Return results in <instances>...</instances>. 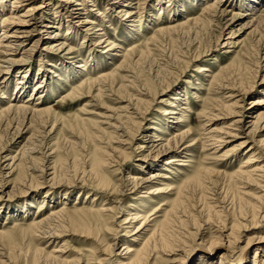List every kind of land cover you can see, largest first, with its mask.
<instances>
[{
	"label": "rangeland",
	"instance_id": "374dc122",
	"mask_svg": "<svg viewBox=\"0 0 264 264\" xmlns=\"http://www.w3.org/2000/svg\"><path fill=\"white\" fill-rule=\"evenodd\" d=\"M62 1L0 0V18L14 22L41 6V22L22 38L25 54L6 64L0 53V112L16 105L0 119V264H203L212 241L232 230L226 264H241L248 242L242 264H256V253L264 257V117L256 121L264 106L253 102L264 93V0L257 8L83 0L72 4H84L76 15ZM50 22L59 24L45 30ZM58 31L60 50L51 39ZM23 76L28 86L14 99ZM43 81L49 89L35 94ZM155 139L179 149L152 157ZM172 157L181 162L163 166ZM248 157L258 173L245 181L236 173ZM135 213L140 219L125 223ZM151 230L180 238V249L133 261L125 248L140 249Z\"/></svg>",
	"mask_w": 264,
	"mask_h": 264
},
{
	"label": "bare ground",
	"instance_id": "6f19581e",
	"mask_svg": "<svg viewBox=\"0 0 264 264\" xmlns=\"http://www.w3.org/2000/svg\"><path fill=\"white\" fill-rule=\"evenodd\" d=\"M34 1L35 0H22V2H25L26 4H29V5H31ZM78 1L84 2L83 0H76V1H74V0H66V1H62V2H65L66 4L72 5L74 3H78ZM105 1H109L111 3V5H112V3H119L120 4V2H122V0H105ZM261 1L262 0H248V3L246 5H248L251 8H257L261 4ZM82 2L80 4H75V6L72 5L73 8H71L72 6H68V8H71V11L73 12L72 14H75V15L76 14H79L83 10V7L82 6H84V4ZM85 2H86V0H85ZM87 2H90L91 6H92V5H95V4L99 3L100 0H87ZM13 3H16V2H13ZM101 5H103L104 9H109V4H101ZM76 6H81V7H76ZM127 7H128V5H127ZM40 9H41V6L31 7V8L29 7V9H27L25 11V13L23 15H21L22 19H18V20H16V22H14L13 17L11 16V14L9 16L4 15V16H2L0 18V20H2V23H1L0 27L2 28V31L3 32L6 31L5 33H2L1 34L2 35L1 36L2 39L0 40V50H1L0 53H1V55L4 56V57L2 56V58L5 60V61H2L3 63L9 64L10 62H12L11 59H8V57L9 56L11 57V55L19 54L21 51H23V52H21L22 53V56H23V54H25L24 45H23V42H22V38L25 36V34L28 33L27 30L29 28H35L41 22L40 19L37 18V14L41 12ZM2 13H4V10H0V15ZM51 21H52V19H51ZM88 22L89 21H84V22H81V23L88 24ZM56 24L58 25L59 23L50 22L47 25L45 24V26H42V27L45 30H48L50 28H54L56 26ZM70 26H71L70 25V22H68V27L66 26V35H69ZM58 29H61V27H59ZM97 30H99V29H97ZM58 33H59V31L56 32V33H54V34H52L51 39L54 40V43L52 45H54V47L57 50H60V49L63 48L64 40L65 39L64 40H58V37L60 36ZM225 45H228V44L226 43ZM223 47H224V45H223ZM6 56H8V57H6ZM221 80H222V78H218L217 84ZM16 84H17V87H16V95H15L14 99H18L19 100L21 98L20 97V93L22 91H24L26 89V87L28 86V81L23 76V77L17 79ZM152 85H153V83L147 85L148 91L149 90H152L151 89L152 88L151 87ZM33 88H34L35 94H38V93H40V90H44V89H47L48 90L49 89V86L43 81V82H38L37 84L33 85ZM262 96H263L262 99H260L257 102L256 101L253 102V104L254 105L257 104L259 106H264V93L262 94ZM140 103H142V102H140ZM14 106H16V105H12V106L10 105V107H7L3 112H0V115H1L0 116V119L2 117V114H9V112L11 110L13 111ZM11 107H13V109H11ZM21 108H22L23 112H25V111L28 110V107L22 106ZM36 112H37V110H36ZM263 113L258 114V116L256 118V121L257 122L259 120H261V118L264 117V114ZM153 135H155V134H153ZM153 137L156 138V136H153ZM158 141H159L158 139L153 140L151 143H154V144H151L150 147H149L150 148V154H151L152 157H157V156H159L161 154H164V153H172V152L176 151L177 149H179L178 148L179 147V142H177L176 140H173L171 143L170 142H166V143L163 144L161 142L159 144H156V143H158ZM178 158H180V157H172V158L167 159L165 161V163H164L163 166L167 167L169 165H174L177 162H181V160H179ZM243 161H244L243 164H241L239 166V168H238V173H236V176H238L241 179H244L245 181L254 180L253 178H256L257 177V173H258L257 172V169H252V168H254V167H252L253 166V163L255 162L254 158L253 157H251V158L248 157V158L244 159ZM255 168H256V166H255ZM164 171H167V168H164ZM155 177H159V176H153V177H150L149 179H147V178L137 179L136 181H134L135 183H133V185L132 184L131 185L133 186V189L136 190L137 188H139L141 186H144L150 180L155 179ZM131 182H133V181H131ZM181 190L183 191V188H181ZM158 192H160V191H158ZM147 193L152 194L153 192L152 191H149ZM177 215H179V214H177ZM130 216H129V219L130 220L129 221L127 220L128 222H125V223L129 224L130 226H131L132 223H135V222L138 221V219H140V216L138 214H136V213L134 214L133 217L130 218ZM180 219H181V217H180ZM181 221H182V223L179 222L180 226L181 227L182 226H185V224L183 225V223H184L183 220H181ZM139 223L140 224H139V227H137V231L141 230V227L143 225H146L147 224V218H144L143 217L142 220H141V222H139ZM150 234H149L150 236H149L148 240L143 241V243L140 245V249H138V250H132V249H129L127 247L125 248V250H127L126 251L127 254L130 255L132 253L131 254V257H133L134 259L131 258V260L133 259V261H136V262L139 263L143 259H146V257L149 254H151V252H154V251H157L158 250L159 252H161L164 255L165 254H167V255L168 254L169 255L171 254L172 255V254H174L173 251H175L177 248L180 249V243H181V239L180 238L179 239L177 238L175 241H171V243H170V242L167 241V238L164 235H162L161 233H159V235L157 236V238H155L154 231L151 230V233ZM222 237H223L224 240H225V238L227 239V241H226L227 247L233 245L236 242V240H237V236L234 235L233 230L231 231V233H229V235L222 236ZM224 240L219 239V240L212 241V243L208 247L207 253L205 254V258L201 259V261H199L197 263H203V264H214V263H216V264H226V261H227L226 252H227V250H226V248H224V245H223V244H225L224 243ZM134 241H136V240H134ZM259 243H264V239L263 240L260 239L257 242V244H259ZM250 245H251L250 242H248L245 245V247H243L241 249V254H240V257H242L241 264L243 262H245L244 258L249 253V246ZM260 248H261L260 246L257 247V249H260ZM218 253H220V256L218 255ZM216 257L217 258L218 257L220 258V260L218 262H216ZM255 257L256 258H254V263H256V264H264V257L261 256V254H257L256 253L255 254ZM178 264H184V263L181 261Z\"/></svg>",
	"mask_w": 264,
	"mask_h": 264
}]
</instances>
